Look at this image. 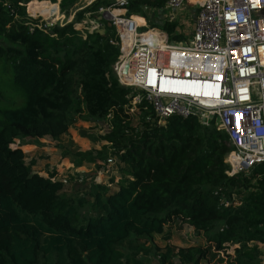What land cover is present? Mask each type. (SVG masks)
<instances>
[{
    "label": "trees",
    "instance_id": "16d2710c",
    "mask_svg": "<svg viewBox=\"0 0 264 264\" xmlns=\"http://www.w3.org/2000/svg\"><path fill=\"white\" fill-rule=\"evenodd\" d=\"M35 1L42 0H0L1 79L13 92L3 94L8 101L0 106V264H146L143 257L151 255L159 264H175L174 258L205 264L219 255L227 264H264V164L230 176L224 158L231 146L214 119L204 124L194 115H174L158 125L147 101L131 111L132 89L112 71L119 53L109 42L112 24L100 17L96 29L76 28L85 13L93 17L111 0H94L72 21L52 25L29 16L27 10L40 12ZM47 1L64 17L78 2ZM164 5L137 0L127 13L143 16L145 8ZM43 8L46 13L55 5L44 2ZM148 20L168 34L175 30L155 16ZM73 99L81 120L110 128L100 137L106 144L76 157L103 161L110 153L118 173L109 185L83 187L82 196L67 193L56 171L34 170V161L26 162L13 145L22 137L64 136ZM176 225L191 228L204 243L133 244L154 234L168 241Z\"/></svg>",
    "mask_w": 264,
    "mask_h": 264
},
{
    "label": "built area",
    "instance_id": "2783aa9c",
    "mask_svg": "<svg viewBox=\"0 0 264 264\" xmlns=\"http://www.w3.org/2000/svg\"><path fill=\"white\" fill-rule=\"evenodd\" d=\"M111 1L99 11L113 26L109 42L119 53L112 71L132 89L131 111L147 101L158 125L174 115L214 119L231 146L224 158L230 176L264 164V0H167L146 17L173 23L171 34L138 31L145 16L127 13L137 0ZM99 26L94 21L90 31Z\"/></svg>",
    "mask_w": 264,
    "mask_h": 264
},
{
    "label": "rangeland",
    "instance_id": "374dc122",
    "mask_svg": "<svg viewBox=\"0 0 264 264\" xmlns=\"http://www.w3.org/2000/svg\"><path fill=\"white\" fill-rule=\"evenodd\" d=\"M59 1V0H58ZM167 0H165L166 3ZM49 2L51 5H55L53 10H50L44 13L43 3ZM113 1H111L112 4ZM37 7H40V12L31 13L27 10L29 16L40 17L41 20L46 22H70L74 19L75 13L83 10V7L86 5L85 0H78L75 4L74 9H70L68 16L64 17L59 12L57 3H51L47 0L35 1L33 2ZM107 6H101L98 8L91 17V14L85 13V18L80 20L81 22L76 23V28L81 29L84 25H89V30L92 28L94 21H99V18H103L111 24L110 19L105 18L102 13H100V8H108ZM168 8L164 10V14L168 12ZM146 26L139 27L138 31L146 30L147 28L157 27L162 29L157 24H151L148 20L147 15L151 14V9L145 8ZM49 14H52L48 16ZM155 15L159 16V11L154 12ZM99 16V17H98ZM140 16V15H138ZM79 21V20H78ZM2 64V63H1ZM2 71H0V106L5 107L8 100H5L3 94L12 95V88L10 85L6 84L1 79ZM10 84V82H9ZM14 106L13 101L9 100ZM23 101V99H22ZM22 101L19 103L21 104ZM8 106V107H9ZM78 107V102L76 99H73L69 108L67 109L66 115L71 119V126L68 131L59 139H52L50 137H43L40 139L37 138H17L13 145L20 146L23 152H25V161L31 162L34 161L33 169L38 171L41 175L46 176L47 172L56 171L57 177L61 180L66 181L67 193H73V195H86V189L92 183H106L109 185L110 177L118 179V173L116 170V160L113 157V163L108 164L106 159L112 157L110 153L108 157L99 161L91 160L89 158L82 159L76 157L75 153L77 152H92V150H98L101 148V145L106 144L107 142L100 137L104 133L110 130L107 122H90L81 120L75 113ZM94 154V153H93ZM85 184V186H84ZM111 188V187H110ZM171 237L168 241L164 240V235L154 234L152 239L145 240L144 238L136 240L133 244L140 246H148L154 244L156 246L164 247V245L169 244L172 247H186L190 245H196L204 243V239L201 236L196 235V233L186 225L174 226L172 228ZM259 248L262 252L261 258L264 260V244H259ZM230 254H233V251L230 249ZM222 259L223 261H219ZM143 260L146 264H159L158 257L156 255H151L149 257H143ZM175 264H180L178 259L174 258ZM203 264L204 261H201ZM227 259L223 258V255L218 256L206 262L205 264H227ZM261 264V262H260Z\"/></svg>",
    "mask_w": 264,
    "mask_h": 264
},
{
    "label": "crops",
    "instance_id": "0c3cea01",
    "mask_svg": "<svg viewBox=\"0 0 264 264\" xmlns=\"http://www.w3.org/2000/svg\"><path fill=\"white\" fill-rule=\"evenodd\" d=\"M140 18V17H139ZM140 19H142V18H140ZM143 20V19H142ZM46 137H49V136H46ZM251 171V170H250ZM250 171H248V172H250Z\"/></svg>",
    "mask_w": 264,
    "mask_h": 264
},
{
    "label": "bare ground",
    "instance_id": "6f19581e",
    "mask_svg": "<svg viewBox=\"0 0 264 264\" xmlns=\"http://www.w3.org/2000/svg\"><path fill=\"white\" fill-rule=\"evenodd\" d=\"M44 13H45V10H44ZM50 15H52V14H49L48 16H50Z\"/></svg>",
    "mask_w": 264,
    "mask_h": 264
},
{
    "label": "clouds",
    "instance_id": "9594fccd",
    "mask_svg": "<svg viewBox=\"0 0 264 264\" xmlns=\"http://www.w3.org/2000/svg\"><path fill=\"white\" fill-rule=\"evenodd\" d=\"M59 8V7H58ZM155 28H157V27H155Z\"/></svg>",
    "mask_w": 264,
    "mask_h": 264
},
{
    "label": "water",
    "instance_id": "95a60500",
    "mask_svg": "<svg viewBox=\"0 0 264 264\" xmlns=\"http://www.w3.org/2000/svg\"><path fill=\"white\" fill-rule=\"evenodd\" d=\"M57 7H58V4H57Z\"/></svg>",
    "mask_w": 264,
    "mask_h": 264
}]
</instances>
